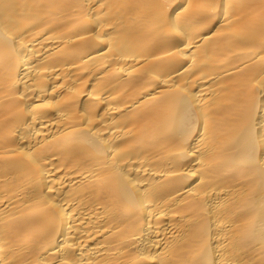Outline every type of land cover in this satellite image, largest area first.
Instances as JSON below:
<instances>
[{"label":"bare ground","instance_id":"bare-ground-1","mask_svg":"<svg viewBox=\"0 0 264 264\" xmlns=\"http://www.w3.org/2000/svg\"><path fill=\"white\" fill-rule=\"evenodd\" d=\"M0 264H264V0H0Z\"/></svg>","mask_w":264,"mask_h":264}]
</instances>
